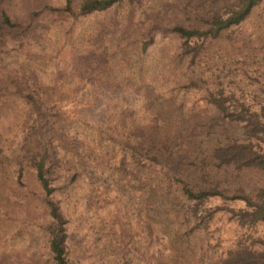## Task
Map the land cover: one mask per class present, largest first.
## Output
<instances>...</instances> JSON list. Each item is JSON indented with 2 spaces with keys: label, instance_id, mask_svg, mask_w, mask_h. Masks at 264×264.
<instances>
[{
  "label": "trees",
  "instance_id": "obj_1",
  "mask_svg": "<svg viewBox=\"0 0 264 264\" xmlns=\"http://www.w3.org/2000/svg\"><path fill=\"white\" fill-rule=\"evenodd\" d=\"M119 1L0 0V177L7 180V197L13 183L40 204L41 214L32 223L45 235L44 251L50 264H171L170 258L189 249L181 235L191 230L199 235L195 244L199 253L186 264H264V185L250 192L243 188L227 192L217 181L202 183L207 167L255 168L264 174V105L251 108L223 87L207 85L202 87L201 99L212 113L200 124H126L120 112L112 119L109 108H94L100 117L87 124L79 118L61 117L51 94L55 88L37 86L29 61L38 52L32 41L39 19H76ZM259 1L229 0L210 9L203 26L179 22L159 26L179 38V53L189 56L190 63L206 39L239 23ZM149 38L146 29L142 50ZM188 83L196 84L192 78L185 87L191 86ZM13 131L21 135L17 148L8 150ZM27 167L37 189L26 186ZM83 181L90 197L96 189L110 195L128 190V198L136 194L138 226L145 231L138 238L140 243L129 232L131 227L125 233L127 240L120 241L118 227L110 218L104 220L108 230L97 238V246L92 242L88 250L80 247L58 192ZM8 199L0 213L10 219V211L18 210L13 200H19ZM223 216L248 234L237 235L213 258L204 249L212 235L219 239L218 230L211 226ZM171 221L183 226V234L164 228ZM154 223L171 233L170 241L181 252L176 254L174 248V253L162 257L166 248L157 247ZM117 224L123 228L122 222Z\"/></svg>",
  "mask_w": 264,
  "mask_h": 264
},
{
  "label": "rangeland",
  "instance_id": "obj_2",
  "mask_svg": "<svg viewBox=\"0 0 264 264\" xmlns=\"http://www.w3.org/2000/svg\"><path fill=\"white\" fill-rule=\"evenodd\" d=\"M228 2L120 0L104 10L76 19L40 18L32 41L38 52L29 61L39 83L37 86L43 90L55 88L51 94L56 98L61 117L79 118L87 124H93L100 117L94 108H109L112 119L120 112L125 116L126 124L141 121L163 125L180 121L200 124L212 113L210 106L201 99L202 87L207 85L223 87L251 108L264 105V0L256 3L239 23L206 39L190 63L189 56L179 53V38L159 26L174 22L203 26L210 9ZM146 29L150 38L142 50L140 43ZM25 43L21 40V44ZM191 78L196 86L188 83L191 86L185 87ZM61 90L65 94L60 95L58 91ZM227 125L229 129L233 127ZM20 135V131L12 132L6 145L8 150L17 148ZM206 169L202 183L217 181L227 192L238 188L250 192L264 185L263 172L255 168ZM24 179L29 189L38 188L28 167L24 170ZM83 182L58 192L62 207L68 213L70 227L75 232L73 237L80 247L88 250L92 242L97 246L100 241L97 238L108 230L104 220L110 218L118 227L120 241L127 240L125 233L131 227L129 232L140 243L138 238L145 231L138 226L136 194L128 198V190L110 195L96 189L90 197L86 196V181ZM6 183L7 180L0 177V208L8 202V197H16L19 202L13 200L18 204V210L10 211L13 215L10 219L0 213V264H50L44 251L45 235L32 223V219L41 214L40 204L13 183L12 194L7 197ZM26 217L28 220L25 221ZM118 222L123 223V228ZM154 226L158 233L157 247L166 248L162 257L174 253L177 243L174 245L170 241L171 233L161 230L155 223ZM215 227L219 239L212 235L211 243L204 249L213 258L215 253L228 247L229 242L236 240L237 235L248 234L225 216L211 229L214 231ZM164 228L179 234L184 232L183 226L175 225L173 221ZM94 236L97 241H93ZM198 237L194 230L181 235L182 243L189 249L178 253L181 251L175 248L178 255L168 262L186 264L189 258L195 259L199 253L195 245ZM183 244L179 247L183 248ZM211 245L213 249L209 248ZM129 249L132 250L130 246Z\"/></svg>",
  "mask_w": 264,
  "mask_h": 264
}]
</instances>
